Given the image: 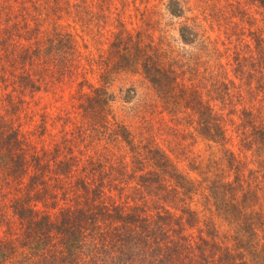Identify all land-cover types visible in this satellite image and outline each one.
Wrapping results in <instances>:
<instances>
[{
	"label": "trees",
	"instance_id": "obj_1",
	"mask_svg": "<svg viewBox=\"0 0 264 264\" xmlns=\"http://www.w3.org/2000/svg\"><path fill=\"white\" fill-rule=\"evenodd\" d=\"M75 1L0 0V187L7 188L0 264H249V257L264 264V0H201L200 23L185 17V0H158L169 16L190 23L177 29L176 41H201L208 60L190 67L164 48V33L154 42L150 20L129 29L117 13L98 85L78 71L79 36L58 23L71 9L81 22L87 17L85 0ZM95 1L108 10L115 3ZM213 23L224 40L208 38ZM229 45L232 57L223 63L221 48ZM121 74L142 78L153 106L170 118L185 114L220 157L206 163L198 157L190 177L170 156L182 144L166 151L155 139L138 140L113 108L109 85ZM255 80L243 99L242 86L250 89ZM75 81V110L64 116L58 140L49 130L53 115H39L27 98L52 88L50 82ZM134 94L128 90L124 102ZM234 116L242 120L241 148H258V171L230 150L226 133ZM45 136L53 138L51 149L38 152ZM216 219L228 222L234 237H219Z\"/></svg>",
	"mask_w": 264,
	"mask_h": 264
},
{
	"label": "rangeland",
	"instance_id": "obj_2",
	"mask_svg": "<svg viewBox=\"0 0 264 264\" xmlns=\"http://www.w3.org/2000/svg\"><path fill=\"white\" fill-rule=\"evenodd\" d=\"M78 1L79 0L75 1V3H78ZM185 1V8L188 10L185 12V17H194L200 23V21L203 19V15L201 14L204 3H200L199 1L201 0ZM81 6L86 8L87 15L86 18H83L82 22L76 17V10L71 9L70 18H61V21H58V23L62 25L60 29H62L64 32H71L79 36L77 41L79 49L83 55V59L80 62L81 67L78 71H80L82 75H86V78L93 85H98L97 72L100 69L98 64H100L101 60H103V58L106 56L109 41L111 40L110 32L113 30V26L117 24L115 22L117 13L121 14L120 16L122 17V20L129 29L136 28L139 30L146 28L144 23L146 20H150V25L152 28L148 33L153 34L154 42L157 43L159 35L164 33L166 37V39L163 40L164 48L166 50H168L167 48H170L174 52V56L177 58V60L181 61L185 67L195 65V59L198 58H200L201 61L208 60V57L200 50L201 41L197 40L196 43L191 46H186L176 41L177 29L183 23H190L186 22L185 19H175L169 16L165 10L164 1L115 0V3L112 6L109 5L108 10V8L105 7V4H100L95 0H85V4ZM250 11L252 14H255L257 21L260 20L259 11H257L254 7H252ZM146 13L149 14L146 15ZM58 16L59 15L55 14L52 19H58ZM233 23H239L238 19H233ZM210 24L211 23L209 20H206L205 22L202 21V25L205 26V28H207V26ZM244 28L245 35L246 29L248 27L244 25ZM207 36L211 40L216 38L219 39V41L220 39L224 40L223 34L221 31H218V25L216 23H213V31L209 32ZM245 40L249 42L248 37H246ZM227 48L228 51H226ZM227 48H221V51H223L224 57L226 58L223 63L227 62L228 58L232 57V46L229 45ZM195 71L198 73V76H201L204 70L202 67L197 66L195 67ZM79 78V80H81L83 76ZM235 82L238 83L236 80ZM51 84L53 85L52 88H50V86L48 88H44L39 93L34 94L32 99H27L30 101L31 107L35 106L34 108L39 115L43 113H49L53 115L55 128H49V130L52 134H56V138L59 140L61 136L59 132L61 131L62 125L64 124V116L66 113L72 114V112L75 110L74 105L76 101L72 99V96L75 94L77 84L76 81L62 84L50 82L49 85ZM256 86V80L251 81V85L249 87L250 89L242 86L243 99L246 97L247 100L250 99L248 92H251L254 88H256ZM131 88L134 89L135 94L133 98L126 103L124 102V99L127 96V91ZM109 91L115 96L113 108L118 122L124 124L138 140L141 139L140 137H149L152 138V140L155 139V143L166 151H171L174 149V143H180L182 144V147L184 146V148H181L180 151L177 149L174 151L172 150L171 152L173 155H170L177 163L178 168L184 174H187L190 177L196 176V174L190 172V166H196V159L198 157H200L199 160H203L204 163H206L208 159L220 157L218 153L219 148L207 143L202 138H200L197 135L194 125H189L190 119L185 114L176 115L175 119H173L158 107H154L157 106L155 95L151 88L148 87L147 83L142 80V78L138 76L135 77L130 74H121L120 76L115 77L113 82L109 85ZM249 101L252 102L251 100ZM254 102L257 103L256 101ZM150 105L152 106L151 109ZM260 105L262 106V103H260ZM219 107L220 104L217 103V107L215 108L218 109ZM71 116L74 117V115ZM177 118H179L181 121H177ZM175 121L180 124L181 127H178ZM231 123L232 126L227 127L226 133L230 142V150H233V152L241 159L247 158V170L252 172L258 171V164H256L259 163L258 161L260 160L258 157H256V155L259 156L257 153L258 148H241V137L238 132L241 131L242 120L234 116L232 117ZM175 132H178V135ZM181 135L184 136L181 137ZM52 141L53 138L45 136L43 139H41V141H38L36 150L41 152V149L44 147L46 150L51 149ZM108 147L112 150L116 148L115 151L118 152L120 150V154L125 155L126 157L129 155L127 149H125V147L122 145L119 146L117 143L114 145L113 143L111 144L109 142ZM259 153H261V148L259 149ZM247 172L248 171H246V175ZM6 192L7 188L0 187V206L3 202L7 203L5 199ZM3 211L5 215H11V210L3 209ZM215 224L219 237H234V229L228 225V222L225 223L223 220L216 219ZM1 236L2 234L0 232V237ZM248 261L249 264L252 262L250 257Z\"/></svg>",
	"mask_w": 264,
	"mask_h": 264
}]
</instances>
